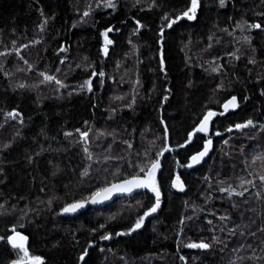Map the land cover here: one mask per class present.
<instances>
[{
    "label": "trees",
    "instance_id": "16d2710c",
    "mask_svg": "<svg viewBox=\"0 0 264 264\" xmlns=\"http://www.w3.org/2000/svg\"><path fill=\"white\" fill-rule=\"evenodd\" d=\"M104 2L100 0L98 6L96 0H0V52L7 53L0 57L4 65L0 70V204L7 209H0L5 213L0 215V235L14 225L25 224L17 230L29 238V254L41 257L45 264H85L78 262V256L88 248V241L92 246L86 264H264L248 259L264 257V234L257 233L255 239L247 235L264 223V184L259 180L264 163L252 162L254 154H264V135L249 129L224 130L248 119L257 125L264 123V31L247 28L264 21V16L257 15L264 12L260 0H226L224 8L218 0H202L196 20L165 27L162 39L161 17L167 12L168 18H174L190 0H156V8L148 7L152 0H112L115 10L103 7ZM89 5V16L83 17ZM137 20L142 25L138 31ZM108 27L113 28L107 33L112 44L107 45L105 55L100 51L105 46L100 32ZM244 36L252 37L250 44ZM61 46L65 51H60ZM15 48H20L23 59ZM229 52L234 55L229 56ZM250 57L255 64L248 63ZM162 58L165 72L159 70ZM87 64L92 67L85 72ZM216 64L221 68L213 73ZM93 70L106 73L105 84L100 85L97 75L91 92L80 90L78 86ZM5 72L11 75L6 77ZM40 72L61 79L66 87L56 92L54 81L40 83ZM18 84L25 87H16ZM165 88L169 89L167 100H163ZM232 95L237 96L238 107L214 118L208 134L213 142L209 159L196 168L182 167L189 156L203 148L200 137L204 134H198L184 148L175 145L187 139L188 131L208 108L221 112L220 105ZM130 103L131 108L127 106ZM12 109L21 113L14 120L4 116ZM161 119L169 129V147L175 151L165 154L162 170L157 173L161 185L157 213L145 218L141 229L115 235L127 232L137 215L150 206V198L154 202L153 194L144 192L64 218L60 208L65 203L87 196L107 181L115 182L105 167L127 171L129 160L150 141L155 140L157 149L162 147L156 139L163 135ZM76 129L90 130L87 145L80 141ZM17 130L19 135H13ZM217 131L222 136L214 135ZM124 140L134 147L129 149ZM5 143L10 144L8 149H3ZM109 144L112 148L107 152ZM84 147L96 163L87 159ZM98 155L101 161L103 155L124 159L105 164L97 161ZM88 165V175L82 177L81 171ZM177 176L185 188L182 194L171 187ZM241 179L251 180L252 185H241ZM229 186L234 190L232 196L219 191ZM245 187L248 191L242 197L234 194ZM21 209L27 212L23 219ZM113 215L116 219L108 220ZM221 215L230 219L222 222L218 219ZM182 217L192 220L181 224ZM207 220L213 224L208 225ZM252 220L255 224L242 228L244 236L227 235V228L248 225ZM101 223H105L104 229H99ZM92 228L99 230L92 233ZM105 232L110 239L100 240ZM213 235L222 243L210 250L184 246L211 242ZM239 244L246 247L234 252ZM181 255L185 261L179 259ZM16 258L5 236L0 241V264Z\"/></svg>",
    "mask_w": 264,
    "mask_h": 264
},
{
    "label": "snow or ice",
    "instance_id": "6c2138e0",
    "mask_svg": "<svg viewBox=\"0 0 264 264\" xmlns=\"http://www.w3.org/2000/svg\"><path fill=\"white\" fill-rule=\"evenodd\" d=\"M97 5L99 6L100 0H96ZM202 0H190V3L187 4L185 10L180 11L178 14L174 13V18H168V13L165 12L164 15L161 17V20L163 21L162 26L160 27L159 30V35L160 39L163 38V33L165 27L167 28H172L175 24L180 22L181 20H187V21H194L196 20L197 17V10L199 7H201ZM218 4L220 8H224L226 6V0H218ZM135 6V5H134ZM260 6L264 7V0H260ZM103 7L106 8H112L115 10L116 5L112 2V0H105ZM149 8H156L158 7L156 0H152V3L148 5ZM91 11V6H88V10L84 11L83 17L89 16V13ZM43 15V13H41ZM258 16H264V12H258ZM82 17V19H83ZM137 28L136 30L138 31L142 25L140 22L137 20L136 21ZM237 27H241L243 30V26L240 24H237ZM247 28L249 30L251 29H260L264 31V21H261L260 23H251L247 25ZM113 31L112 27H108L107 29L103 30L100 32V36L104 37V47L101 48V52L107 55L108 49L107 45L112 44V41L108 39L107 33ZM224 31H227V29H224ZM231 35V33H229ZM211 39V37H210ZM244 41L246 43L251 42L252 37L251 36H244L243 37ZM12 43L15 45V41H12ZM32 43H39V41H33ZM211 45H209L210 47ZM20 47L26 48L28 45H20ZM16 52V55L23 59V57L20 55V48H15L14 49ZM60 51L63 52L65 51L64 47H60ZM237 51H239L237 49ZM253 52H255V49H253ZM229 56H233L234 53L229 52ZM7 53L5 52H0V57H6ZM236 59H239V57H235ZM87 60V58H85ZM27 64L28 62L25 61ZM64 63V60H61V64ZM249 64H255L256 61L252 59L251 57L248 59ZM3 63H0V70H3ZM77 68L80 67L79 64L76 65ZM91 64H87L86 67L83 69L85 72L88 71L89 68H91ZM29 70L32 69V65L28 64ZM221 68L220 64H216L215 67H212L211 71L213 73H216L218 69ZM17 71H20V68L16 69ZM159 70L161 72H165V60L162 58L160 60V68ZM57 71L59 72L60 69L57 68ZM11 75L10 73L5 72V76ZM40 76L43 77V79L40 81V83H46V82H55V84L58 86L55 88L56 92H59L61 88L66 87L64 82L61 79L56 78L54 75H49L46 74L45 72H40ZM99 75L100 77H105L106 73L101 70L98 73L96 71H92L91 76H89L87 79L83 81L82 84H80L78 87L80 90H84L85 88L87 91L91 92L92 91V77ZM103 83V81H101ZM191 82H189L190 86ZM16 87L19 88H24L25 85L23 84H18ZM218 88L222 87V85H218ZM169 92L168 88L164 89V96L163 100L168 99L167 93ZM261 95L264 96V91L261 92ZM117 99H120V97H117ZM245 100L248 99L247 96L244 97ZM163 101H161L162 103ZM133 103H134V98H133ZM129 108L132 107V104L127 105ZM220 107L223 108V111L221 112H215L211 108H208L204 114L202 119L199 120V123L191 130L188 131L187 133V139L184 140L183 143H177L175 147L177 148H184L185 145L190 144L191 142L194 141L195 137L198 134H204L203 136L200 137V139L203 140V148L196 151L195 154L191 155L188 157V163L186 165H181L182 167L186 168H192L194 165L199 164L208 154L210 149L212 148V140L208 138V132H209V124L213 122V118L220 116L223 117L225 113H227L230 109H235L238 107L237 104V96L232 95L229 99H227L223 104L220 105ZM113 111H115L113 109ZM21 115L20 112H18L16 109H12L10 112H4V116L9 119H16ZM22 123V121H20ZM87 123V122H85ZM161 125H165V121L163 119L160 120ZM0 127H3V125H0ZM235 129L237 132L241 131L242 129H249L250 132H261L262 135H264V123H260L259 125L255 124L252 119H248L244 121L243 123H235L234 125H229L226 127L224 130L225 132L231 133ZM90 131V130H89ZM89 131H81L80 129H76V132L79 133V138L80 141H83L85 145L88 144V139H89ZM13 135H19V130H17ZM98 135L103 136L105 133L99 132ZM108 135H113L112 133H108ZM216 136H222V133L217 131L214 133ZM65 136H71V133H65ZM250 139H254V137L249 136ZM157 140L161 141L162 147H159L157 149V146L155 144V140L150 141L149 145L143 149V151H137L135 154V159L132 160L130 159L128 164H127V171H124L122 168L117 167L116 171H111L108 167L104 168L105 172H109L112 181H107L104 183L103 186H97L95 187L94 190H91L87 196H82L78 200H74L71 203H65L63 207L60 208V213L61 214H72L76 213L78 210L83 209L86 205L91 204V205H97L100 203H104L108 201L114 193H119V194H132L134 192H137L139 190H145L147 193H152L154 196V202L151 201L150 198V206L146 207V210L143 211L142 214H138L135 221L131 223V226L128 227L127 232H121L118 231L115 233L116 236H124L131 234L139 229L144 225L145 218L152 216L153 214L157 213L158 209L160 208L161 205V185L158 184L157 181V173L162 170V165H163V160L162 157L165 156L166 153L174 152L175 148L169 147L170 144V133L168 127L165 125L163 129V135L156 137ZM122 143L126 144L129 149L133 148L134 145L129 143L127 140L122 141ZM225 144L228 143V141H224ZM10 147L9 143H5L3 145V149H8ZM112 148V144L108 145V148L105 149V151L110 152ZM155 150L154 156L152 155L153 150ZM83 151L86 154V157L89 161H92L93 163H96V161H93L92 153L89 152L88 147H84ZM37 155H39L37 153ZM227 155V153H225ZM29 163L32 161V157L28 156L27 157ZM123 157H114L111 155H103L102 161L100 160V156H97V161H100L102 163H107L109 160H123ZM256 160H260L262 163H264V154L257 153L252 156V162L255 163ZM177 164H179V161H177ZM90 167V165L86 166L84 170L81 171V176H87V168ZM58 170V169H57ZM0 172H2V169H0ZM251 175V173H249ZM52 175H56V172H53ZM207 179V177H205ZM259 180L261 181L262 184H264V174H261L259 176ZM0 183H3V181H0ZM243 184H248L252 185V181L248 180L245 181L241 179V185ZM254 186V185H253ZM171 187L174 189H178L180 191L184 190V185L181 183L180 178L177 176L174 179L171 180ZM44 189L42 188L41 191ZM220 192H227L229 196L233 195L234 190L229 186L228 188L225 187H220L219 188ZM248 191V188H244L243 191L235 192L234 194L236 196H243L245 192ZM257 195H259L257 193ZM49 206L51 205V200H49ZM246 203V201H245ZM137 204H141V201H137ZM236 205L233 204V208H235ZM0 209H5L4 204H0ZM15 210V206H13V211ZM7 211V209H5ZM22 213L21 219H23L25 216H27V212H24L23 209L20 210ZM5 214L4 212H0V215ZM214 215V214H213ZM116 215L108 217V220H115ZM185 219L187 220H192V217H182L180 220L181 224L185 223ZM220 221H226L229 220L230 217L228 215H221L218 217ZM31 222V221H29ZM107 222V221H106ZM208 225H212L213 222L212 220H207ZM252 224H255V221L252 220L250 224L248 225H241V224H234L233 227L227 228V235L228 236H236L239 234L240 236H244L245 232L242 230V228H250ZM25 224L20 223L18 225H14L10 230H6L4 235H0V241H3L6 236L7 240V245L11 246V249L14 250V255L17 257L16 259H11L9 261V264H45V262L42 260L41 257L39 256H32L29 254V251L26 247V242L28 240V237L23 235L20 231H18V228H24ZM105 228V223L99 224V229H104ZM99 229L97 228H92L90 231L92 233H96ZM212 229L209 228V231ZM221 232L225 231L224 227H221L219 229ZM8 231L11 232V234H8ZM257 233L264 234V223L260 225V227L257 228L255 232L249 231L247 233L248 236L253 237L254 239L257 236ZM179 235V233H177ZM100 240H108L110 239V235L105 232L104 234L99 236ZM222 243L218 239L216 235H213L211 237V242H204L200 241L198 243L194 242H188L184 246L189 248V249H200V250H210L214 244ZM261 244L264 245V239L261 240ZM92 246V241H88V248ZM246 246L245 244H239L238 246L233 248L234 252H239L241 249H244ZM88 248H85L82 250L81 254L78 256V262H85L86 264V256L88 255ZM248 249H251L253 253H255V248L251 244L247 245ZM223 250V249H222ZM264 251V248L261 249ZM181 261H185V257L181 255L179 257ZM249 260L256 259L258 261H264V257H259V256H254V257H248ZM229 264H233L232 261H229Z\"/></svg>",
    "mask_w": 264,
    "mask_h": 264
},
{
    "label": "water",
    "instance_id": "95a60500",
    "mask_svg": "<svg viewBox=\"0 0 264 264\" xmlns=\"http://www.w3.org/2000/svg\"><path fill=\"white\" fill-rule=\"evenodd\" d=\"M92 79H93V77H92ZM237 104H238V101H237ZM235 109H236V108H235ZM235 109H230L227 113H225V115L228 114V113H230V112L235 111ZM221 111H223V108H222V107H221ZM214 118H215V117H214ZM214 118H213V121H214ZM212 123H213V122H211V123L209 124V132H210V130H211V125H212ZM209 132H208V134H209ZM201 134H202V133H201ZM211 150H212V148L210 149L209 154H208V155H207V156H206V157H205V158H204L199 164L194 165L192 168H196V167H199V166H201L202 164H204V163L209 159ZM162 158H163V157H162ZM144 192H146V191H145V190H139V191L134 192V193H132V194H119V193H114L113 196H112L108 201H106V202H104V203H100V204H97V205H91V204H88V205H86L83 209L78 210L76 213H72V214H63V216H64L65 218H75V217L79 216L80 214L86 212L88 209L102 208V207L108 206V205H110V204L116 202V201L119 200V199L132 198V197L137 196V195H140V194H142V193H144ZM177 192L180 193V194H182V193L185 192V188H184L183 191H180V190L177 189ZM23 235H24V234H23ZM25 236H26V235H25ZM29 242H30V241H29V239H28L27 242H26V247H28Z\"/></svg>",
    "mask_w": 264,
    "mask_h": 264
},
{
    "label": "rangeland",
    "instance_id": "374dc122",
    "mask_svg": "<svg viewBox=\"0 0 264 264\" xmlns=\"http://www.w3.org/2000/svg\"><path fill=\"white\" fill-rule=\"evenodd\" d=\"M99 80H100V85H104L105 84V81H106V76L105 77H99ZM101 81H103V83H101ZM32 83V86H36L33 82H31ZM7 125H8V123H7ZM10 126H12L11 124H10Z\"/></svg>",
    "mask_w": 264,
    "mask_h": 264
},
{
    "label": "flooded vegetation",
    "instance_id": "af4514ba",
    "mask_svg": "<svg viewBox=\"0 0 264 264\" xmlns=\"http://www.w3.org/2000/svg\"><path fill=\"white\" fill-rule=\"evenodd\" d=\"M12 228V227H11ZM11 228H9L8 230H10ZM9 232V234H11V232L10 231H8ZM22 233V232H21ZM23 234V233H22ZM25 235V234H24ZM29 239V238H28ZM6 242H7V240H6ZM10 246V245H9ZM11 247V246H10ZM28 247H29V245H28ZM28 247H27V249H28Z\"/></svg>",
    "mask_w": 264,
    "mask_h": 264
},
{
    "label": "bare ground",
    "instance_id": "6f19581e",
    "mask_svg": "<svg viewBox=\"0 0 264 264\" xmlns=\"http://www.w3.org/2000/svg\"><path fill=\"white\" fill-rule=\"evenodd\" d=\"M221 111V110H220ZM62 216H63V214H62ZM64 217V216H63ZM65 218V217H64Z\"/></svg>",
    "mask_w": 264,
    "mask_h": 264
}]
</instances>
